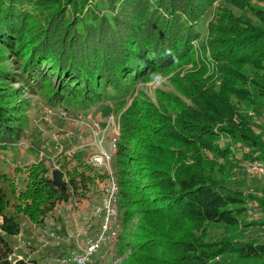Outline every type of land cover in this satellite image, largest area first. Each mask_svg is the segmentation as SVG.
I'll return each mask as SVG.
<instances>
[{
    "label": "trees",
    "instance_id": "obj_1",
    "mask_svg": "<svg viewBox=\"0 0 264 264\" xmlns=\"http://www.w3.org/2000/svg\"><path fill=\"white\" fill-rule=\"evenodd\" d=\"M216 1L0 0V40L22 47L20 57L26 58L22 67L29 72L20 76L23 85L32 77L30 87L36 86L49 107H90L103 101L114 107L120 130L114 171L122 223L115 252L121 264H222L215 258L225 254L250 260L248 264H264V243L206 241L203 234L194 233L206 223L236 225L246 211L244 193L222 188L207 176L216 162L207 152L223 156L234 152L219 137L240 141L247 147L242 158L264 163V144L231 101L237 96L251 104L264 102V85L251 82L244 73L250 68L264 82V28L240 24V16L230 11L229 24L213 30L219 36L209 41L210 48L200 47L204 52L191 83L184 87L175 80L188 103L173 92H165L163 98L158 94L155 104L143 99V105L134 103L137 81L143 76L179 59L192 60L197 52L193 42L207 33L205 17ZM100 34L106 40L102 58L76 63L75 55L86 46L95 52L102 48L92 39ZM39 60L57 61L62 67L60 84H51L45 71L36 74ZM206 65L215 67L217 77L202 75ZM229 70L232 76L224 74ZM242 82H250V87ZM5 91L0 88V105L6 103ZM163 102L176 105L175 109H164ZM2 109L0 148L10 149L21 138L22 121L7 118ZM84 155V150L74 152L73 167L56 158L67 174L62 186L53 183L44 157L17 170L25 173L22 188L15 172L0 168V264L37 262L25 257L9 260L14 247L7 235L20 232L21 215L43 223L59 202L86 197L90 185L103 179L105 174L96 173ZM253 218H243L244 224L261 222Z\"/></svg>",
    "mask_w": 264,
    "mask_h": 264
},
{
    "label": "rangeland",
    "instance_id": "obj_2",
    "mask_svg": "<svg viewBox=\"0 0 264 264\" xmlns=\"http://www.w3.org/2000/svg\"><path fill=\"white\" fill-rule=\"evenodd\" d=\"M230 13L240 16V24H246L248 26L252 24L253 26L264 28V0L216 1L214 3V9L205 17V26L207 29H204V31L207 33L193 42L195 46L194 50H197V52L195 56L191 57L192 60H189L187 57L179 59L169 66L166 65L158 68L149 76H143L137 81L138 98H136L134 103L140 102L142 103L141 105H143L145 104L143 100H149L155 104L158 100V94L163 98L165 92H173L175 95L174 97L188 103V99L180 95V92L176 89L175 80L178 78L179 83L184 87L187 86L188 82L191 83L189 78L190 76H194L191 74L194 73L193 70L198 68V66H196L197 61L200 58V54L204 52L201 51L202 49L200 47L205 46V50L210 48L209 41L219 36L218 32H213V30L218 26L224 27L229 24L228 15ZM225 23L227 24L225 25ZM240 24L236 25V27ZM227 37H229V35ZM92 39H94V41L98 40L96 43L101 45L102 48H98L99 50L97 49L95 52L87 48L91 46H86L83 53H77L75 55L76 63L77 61L81 62L85 59H87V62H90L102 58L105 53L104 51L102 52V49L106 46V40H104V37H101V34L95 35ZM118 39L121 40L124 38ZM15 40L16 39L13 40V45L17 43ZM21 51L22 47L16 45L11 47L0 40V71L4 73L0 74V88L6 90V95L4 96L6 103L0 105L3 107L1 112L3 114L5 112L7 118L13 119V116H15L16 121H22L21 127L19 128L21 138L17 145L5 150L0 148V168L7 171L9 174H13V172H17L16 170L20 169V167H23L25 163L29 164L32 159L38 157H44L50 168H57V164L59 163L61 165L62 163V161L57 162V160H55L57 154H60L59 158L66 159L65 167H73L77 163L72 157L74 153L66 152L72 148L81 149V147H86L91 151L92 140L88 133L79 130V127L72 122V119H76L81 114L85 115L89 113L99 120L101 125H105L107 121L112 120L114 107L112 103L103 101L92 105L91 108L77 105L74 108H68L64 113H61L63 112L60 110L62 109L61 107L56 106L50 108L42 97L38 95L36 86L30 87L31 83L33 84L32 77H30L27 85H23L24 81H19L21 75L27 77L29 73L22 67L24 66L26 58L21 59ZM50 63L51 62L47 63L46 60H39V63L38 61L35 62L38 69H40L36 74H42L41 72L45 71L43 74L47 75L46 78H48L51 84H60L58 76H60L62 72L60 71L62 67L59 68L60 66H58L56 60H53L52 64ZM205 68L206 71H202V75L217 77V75L214 74V71L216 72L214 66L206 65ZM244 73L250 78L248 80L251 82H259L264 85L259 75L257 76L254 73H250V68H245ZM224 74L233 75L231 70ZM68 81H71L70 78ZM218 81L220 82L219 79ZM235 83L238 85L237 81ZM243 85L249 88L250 82H242V86ZM231 101L238 112L248 120L250 127L264 144V102L260 101V103L251 104V102L237 96H232ZM163 105L165 106L163 107L164 109H175L176 106L167 102H163ZM6 110L8 112H6ZM7 121V124H10V120ZM24 121L27 122L25 127L23 125ZM109 128L112 131L111 135L114 134V126H110ZM219 138L222 143L226 142L231 144L234 148V152L228 156L207 152V154L212 156L216 161L214 167L209 169L207 176L216 181L222 188L244 193L248 201L252 200L254 210L252 214L246 210L242 215L241 222L236 225H226L222 222L206 223L194 229V233L197 236L203 234V239L206 241L224 238L230 239L231 241L264 243V175L250 166V160L242 158V150H247V147L243 146L240 141L236 142L230 136L224 135ZM126 144L130 147L128 148V152H130L131 146L128 143ZM35 146L38 148H31ZM104 146L106 147V144H104ZM190 160L191 158L189 157V161ZM15 165H18V167L12 170ZM111 165L112 167L115 166L114 160H112ZM133 170H137V167L134 166ZM95 172L99 175L101 174L100 172ZM23 174L25 173L21 172L17 174L16 181L20 185V188L24 185ZM103 183L104 179L96 180L95 183L90 185L88 191L93 188L94 190L99 188ZM247 202H245V205ZM66 203L71 206L70 201H66ZM251 216L255 219L257 218L261 222L259 224H244L246 223L244 219H249ZM20 219L21 238H19L18 235H7L15 251L20 255L34 258L38 261V264H52L53 257L56 256L57 253L66 252L61 251L58 246L55 247L53 245L44 244L43 239L45 236L40 237L42 234V226L35 228L25 215H21ZM181 225L184 226L186 224L184 221H181ZM50 228L51 225H48V229ZM129 231V228H127V235ZM26 243L34 245V248L30 249ZM101 252H103L102 257ZM101 252L98 251L95 253L93 264H121V257H117L113 246L102 249ZM215 259L222 264H248L250 261L239 260L236 256L227 254L217 256Z\"/></svg>",
    "mask_w": 264,
    "mask_h": 264
},
{
    "label": "clouds",
    "instance_id": "obj_3",
    "mask_svg": "<svg viewBox=\"0 0 264 264\" xmlns=\"http://www.w3.org/2000/svg\"><path fill=\"white\" fill-rule=\"evenodd\" d=\"M61 107L64 113L65 110L67 111L68 108L64 106ZM51 108V107H50ZM85 108H91L85 107ZM113 118L110 121H107L105 125H101L99 120H97L93 115L88 114H81L76 119L84 118L86 121H95L98 123L99 127L94 129L97 134L95 135L94 132L91 130L90 127H86L82 125V129L79 130L84 131V133H88L91 137L92 149L89 151L86 147H81V149H70L66 153L75 152L78 150H84L85 155L84 158L86 162L95 167L97 172L104 173L105 176L103 177L104 183L99 188H94L90 191H87L86 197H73L69 198L65 201L59 202L53 212L48 215L43 223H32V225L36 228L38 226H42V234L40 237H44L43 242L44 244H49L53 246L60 247L61 251L57 253L56 256L53 257L52 264H62V259L73 256L75 254H79L83 252V249L90 250L89 256L90 260L86 262V264H93L94 262V255L98 251L101 252L102 249L109 248L113 246L115 249L116 242L118 240V235L122 229V223L120 218V209L118 206V196H119V186L116 178V174L114 171V167H112L111 162L114 160L115 154L117 152V138L120 134L119 130V121L116 117V113L114 112ZM76 125V124H75ZM110 126H114L115 132L111 135L112 131L110 130ZM96 137H102L101 142L105 149H108L109 143L115 144L116 150L111 155L108 162H94L92 160L93 154L98 152L97 145H96ZM106 144V147L104 146ZM95 146V147H94ZM37 149L38 147H31ZM5 150V149H3ZM39 154V153H38ZM60 156L57 154L56 158ZM40 158V157H38ZM34 158L31 162L35 161ZM30 162V163H31ZM28 164V163H25ZM60 164H57V168H50L51 179L53 181V169H58L61 172V179L64 181L65 185L67 183V174L63 169H60ZM18 165H15L12 170ZM17 171V170H16ZM21 172H15V178L17 179V174ZM24 176V175H23ZM111 178H114L117 186L116 191V199L114 203V207L116 209L115 213L108 214L105 207H102V202L104 199L106 187L110 182ZM54 183V182H53ZM55 184V183H54ZM56 185V184H55ZM62 186V185H57ZM66 201L71 202V206L66 203ZM101 206V210L98 213H95L93 210L94 206ZM107 218V223L105 224V219ZM48 225H51V228L48 229ZM19 238H21V230L18 234ZM107 235L108 238L106 240H100V237ZM30 249L34 248V245L26 243ZM11 254L18 255V258L25 257L20 255L15 249ZM10 254V255H11ZM103 252H101L102 257ZM116 254V253H115ZM10 257V256H9ZM118 257V256H117ZM17 258V259H18ZM28 258V257H25ZM10 260V259H9ZM16 260V259H15ZM14 260V261H15ZM13 261V262H14ZM38 264V261L36 262Z\"/></svg>",
    "mask_w": 264,
    "mask_h": 264
},
{
    "label": "built area",
    "instance_id": "obj_4",
    "mask_svg": "<svg viewBox=\"0 0 264 264\" xmlns=\"http://www.w3.org/2000/svg\"><path fill=\"white\" fill-rule=\"evenodd\" d=\"M72 122H74L80 129H82V125L86 126V127H90L91 130L94 132V134L96 135L97 132L94 130L96 128L99 127L98 123L95 121H89V120H85L84 118H80L77 120H72ZM102 137H96V145H97V149L98 152L93 154L92 156V160L94 162H108L111 155L115 152L116 147L115 144L113 143H109L108 145V149H105L102 145L101 142ZM250 166L254 169V170H258L260 173H262L264 175V163L258 160H253L250 162ZM116 191H117V186H116V182L114 180V178H111L110 182L108 183L107 187H106V191H105V195H104V199L102 202V207H105L107 210L108 214L111 213H115L116 209L114 207V203H115V199H116ZM248 200H246L247 202ZM246 210H248L249 212H251V214L253 213V203L252 200L248 201L246 203ZM101 206H94L93 210L95 213H98L101 208ZM107 223V218L105 219V224ZM107 235L100 237V240H106ZM89 252L90 250L88 249H83V252L79 253V254H75L73 256H69L66 257L64 259H62V264H86V262L88 260H90V256H89Z\"/></svg>",
    "mask_w": 264,
    "mask_h": 264
},
{
    "label": "water",
    "instance_id": "obj_5",
    "mask_svg": "<svg viewBox=\"0 0 264 264\" xmlns=\"http://www.w3.org/2000/svg\"><path fill=\"white\" fill-rule=\"evenodd\" d=\"M53 182L56 185H63L64 181L61 179V172L58 169H53ZM18 258V255L11 254L9 259L11 262H13L15 259Z\"/></svg>",
    "mask_w": 264,
    "mask_h": 264
}]
</instances>
